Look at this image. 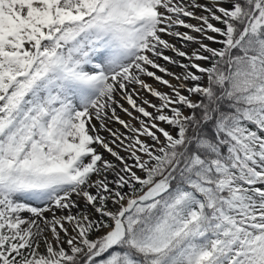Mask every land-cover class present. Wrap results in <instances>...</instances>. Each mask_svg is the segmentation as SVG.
<instances>
[{
	"label": "snow or ice",
	"instance_id": "snow-or-ice-1",
	"mask_svg": "<svg viewBox=\"0 0 264 264\" xmlns=\"http://www.w3.org/2000/svg\"><path fill=\"white\" fill-rule=\"evenodd\" d=\"M0 264H264V0H0Z\"/></svg>",
	"mask_w": 264,
	"mask_h": 264
},
{
	"label": "bare ground",
	"instance_id": "bare-ground-1",
	"mask_svg": "<svg viewBox=\"0 0 264 264\" xmlns=\"http://www.w3.org/2000/svg\"><path fill=\"white\" fill-rule=\"evenodd\" d=\"M159 74V73H158ZM150 83L152 82L151 80L149 81Z\"/></svg>",
	"mask_w": 264,
	"mask_h": 264
},
{
	"label": "rangeland",
	"instance_id": "rangeland-1",
	"mask_svg": "<svg viewBox=\"0 0 264 264\" xmlns=\"http://www.w3.org/2000/svg\"><path fill=\"white\" fill-rule=\"evenodd\" d=\"M151 83H154L153 81Z\"/></svg>",
	"mask_w": 264,
	"mask_h": 264
}]
</instances>
